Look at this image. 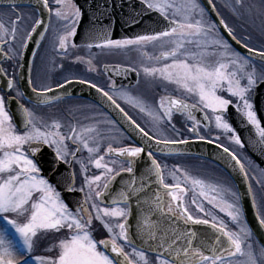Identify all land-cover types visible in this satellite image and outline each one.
<instances>
[{
  "label": "snow or ice",
  "instance_id": "6c2138e0",
  "mask_svg": "<svg viewBox=\"0 0 264 264\" xmlns=\"http://www.w3.org/2000/svg\"><path fill=\"white\" fill-rule=\"evenodd\" d=\"M42 3L43 7L49 9V13L52 14L53 9L49 7V0H42ZM55 3L58 7L54 10V15L58 20L63 21L64 29L57 37V50L67 54L69 44L73 48L77 47L73 38L77 34L81 10L74 0H55ZM142 3L148 9L158 12L167 21L168 26L164 30L117 40L111 39L106 34V29L101 27L100 30L88 34L85 46L88 49L93 47L126 49L134 46L143 48L158 43L161 48L159 55L149 56L147 52H142V55L149 61H154V64H142L139 70L136 67L124 68L123 71L136 72L137 75L142 71L145 77L162 79L177 85L187 93L198 96L202 108L210 110L213 114L216 128L231 133V139L243 147L240 136L224 117L228 108L234 105L237 112L255 129L258 137L255 144L264 152V125L258 118L253 103L250 102V93L257 81L264 82V71L258 73L248 57L231 49L228 42L219 35L216 24L205 21L206 10L201 7L198 0H142ZM207 3L213 4V0H207ZM236 4L243 6V0H236ZM12 7L16 5L13 3ZM197 16L200 18L197 19ZM21 20L22 17L18 15L15 20H10L8 23L0 21V50L2 46L8 45L7 52L2 53L5 59H14L11 55L14 52L11 45L17 38ZM219 23L239 44L240 40L225 21L221 19ZM43 24L41 19L35 21L31 31L22 41L23 48L27 47L32 34ZM188 45H194L199 51H193L187 47ZM209 47L212 48L211 52L207 51ZM244 47L250 53L254 51L247 44ZM209 55L217 56L215 63L207 62ZM259 56L264 61V51H261ZM76 59L92 64L90 59L87 61L82 57ZM90 70L94 69L90 68ZM0 75L7 76V73L0 69ZM72 82L65 79V83L58 84V87L64 88L66 84ZM28 83L32 85V80L29 79ZM79 83L88 84L96 89L119 109L129 124L143 137L147 148L113 147L109 144L105 155L94 157L93 154L100 150L99 132L94 126L78 129L72 125L69 134L65 135L58 120H53L51 123L39 120L32 110L19 104L23 116V127H19L7 107L8 101L4 95H0V264H264V244L257 248L249 242L251 231L244 222L239 194L230 188L205 185L202 180L189 176L179 167L170 173L175 183H166L161 165L151 150L153 142L156 145L168 146L186 144L188 141L162 139L150 134L117 103L114 97L138 107L142 113H146L151 118L156 128L165 121L172 122L173 109L177 111L190 107L194 109L195 104L190 106L181 99L165 96L159 102V109L154 111L128 91H115V84L111 85L113 91L110 93L91 81L80 80ZM6 87L9 91L15 89L16 80L7 79ZM32 91L36 94L37 103H47L44 94L53 89L49 87L41 91L33 86ZM222 92H227L228 97L221 95ZM16 95L23 96V93L17 90ZM187 119L194 121L188 131L196 133V126L200 121L196 120L191 111L187 113ZM207 119L206 115L205 120ZM199 138L205 139L203 136ZM68 141L77 145L75 150L69 148ZM80 145L89 153V162L94 164L96 169L103 171L99 175L88 176L86 166L80 161L81 171L85 176L84 184L79 191L85 193L86 188L87 192L83 200L72 208L47 179L38 175L41 172L38 157L43 151L42 146H47L53 149L57 161L70 163L68 156L76 160L77 153L81 151ZM218 146L235 161V165L247 178L248 172L241 159L229 148ZM145 152L151 163L139 178L138 184L133 169V158H139ZM105 156L121 158L120 170L117 171L114 166L110 167L109 163L105 162ZM111 163L115 165L117 161L112 160ZM122 173L130 174L132 179L126 182L110 201L105 202L113 181ZM176 173H181L183 179L181 180ZM152 176L156 178V183L167 193L170 200H165L160 192H157L154 201L141 198L144 191L143 181ZM189 182L193 187H199L200 195L208 199L214 207L219 208L220 212L225 213L236 225L237 230H230L223 220L210 222L207 219H194L184 204L187 188L182 187V183ZM74 183L73 174L72 182L66 185V190L76 191ZM257 183L260 184L261 180L257 179ZM251 192L249 187V194ZM209 193L214 195L209 196ZM133 197L137 198L140 206H148L138 219L137 235L143 242L140 247H137L129 234L128 218L132 214L129 204ZM192 202L196 203L195 199ZM197 207L200 211H204L202 206L197 205ZM253 207H257L254 197ZM261 209H264V205H261L257 212L259 222L264 226V211ZM176 212H179L186 223L210 225L218 233L215 237V246L210 247L202 239L198 241L195 232H173L171 237L167 234L158 236L160 229L153 215L159 213L161 216H167ZM216 219L213 217V221ZM94 220L102 224L108 238L100 240L94 238L92 234ZM46 233L59 235L52 247L47 248L45 254H34L37 242ZM221 237L225 239L222 240ZM180 240L184 243L177 247V242ZM121 241L123 243H120ZM126 248H131V252H127ZM149 253H155V258L150 259Z\"/></svg>",
  "mask_w": 264,
  "mask_h": 264
},
{
  "label": "water",
  "instance_id": "95a60500",
  "mask_svg": "<svg viewBox=\"0 0 264 264\" xmlns=\"http://www.w3.org/2000/svg\"><path fill=\"white\" fill-rule=\"evenodd\" d=\"M75 1L83 13L74 39L76 44H85L88 34L92 31L100 30L101 27L106 29V34L110 36L111 39L119 40L134 38L139 34H153L156 31L164 30L168 26L167 21H165L158 12L148 9L146 5L138 0ZM199 1L216 24L220 35L228 42L233 50L241 53L245 57L264 63L259 56V52L253 51L250 53L246 47L241 43L238 44L236 40H233L232 37L228 35V32L220 25L218 16L214 12L212 6L207 3V0ZM13 3L16 6L35 7L38 10V19L44 22V24L37 28L36 32L32 34L31 39L28 40L27 47L24 48L22 52L18 71V86L23 96L36 104H48L67 97H78L89 100L106 112L132 143L136 146H144L147 148V145L144 144L143 137L129 124L119 109L113 106L100 92H97L96 89L87 84L73 81L71 84H66L64 88H52L53 91L44 94V99L48 101L47 103L36 102V94L33 93L32 87L28 83L29 68L32 54L40 42L43 36L42 34H44L47 26L48 10L43 7L41 0H0V7H12ZM104 71L115 81V89L120 86L132 87L135 84L137 77L135 72H125L119 67H105ZM122 77L129 80V82H123L124 80H121ZM0 82H2L1 75ZM7 101V107L13 115L14 121L19 127H23V116L18 106L19 103L14 99H8ZM253 105L254 110L258 114V118L261 120L262 125H264V82H259L253 90ZM196 112L197 111L194 113ZM193 116L195 117L194 114ZM227 117L236 133L240 136L246 152L254 162L264 170V152L255 144V140H257L258 137L256 136L254 128L249 125L246 119L240 113L236 112L233 107L228 108ZM42 149L43 151L38 157L39 166L41 168L40 176L47 179L56 190L61 193V198L70 207L75 208L77 203L82 200V196L79 193L66 190V185L72 182L73 174L71 165H66L61 161H57L55 154L47 146H42ZM157 149H160V151H157ZM151 150L154 155L160 156L200 157L220 167L229 176L240 196V206L243 210L244 221L250 229L252 236L259 245L264 244V227L258 222L259 219L253 207V201L251 194H249L246 178L240 172L239 167L235 165V161H233L227 153L223 152L222 147L214 143H209L208 141L191 140L186 144L168 146L156 145L153 142ZM150 163L147 152L134 161L133 169L138 184L139 178L145 173ZM131 179L132 176L128 173H122L117 176L108 191L107 197H105V202L110 201L125 183ZM143 183L144 191L141 194V198L154 201L155 195L162 189L161 186L156 183V178L154 176L145 179ZM129 207L132 209V214L128 218L129 234L135 241L137 247H140L143 242L137 235L138 219L148 206H140L137 202V198L133 197ZM153 219L159 225L160 231L158 232V236L167 234L171 237L173 232H195L198 241L202 239L205 240L210 247L215 246V237L218 233L208 225L186 223L172 214L161 216L159 213H155ZM221 239L223 240L225 238L221 237ZM183 243L184 241L180 240L177 242L176 246L180 247Z\"/></svg>",
  "mask_w": 264,
  "mask_h": 264
},
{
  "label": "flooded vegetation",
  "instance_id": "af4514ba",
  "mask_svg": "<svg viewBox=\"0 0 264 264\" xmlns=\"http://www.w3.org/2000/svg\"><path fill=\"white\" fill-rule=\"evenodd\" d=\"M90 1L91 0H83V2H90ZM74 2L77 5L75 0ZM211 5L212 7L213 5L215 6L214 9L215 12L222 20H224L221 16V10L223 9L221 7L222 4L218 0H213V4ZM49 7L53 9V13L50 14L48 9L47 28L44 32L42 39L40 40L39 44L34 50L35 55L33 53L30 62V69H29V78L32 80L31 87L35 86L38 90L43 91V89L45 88L57 87L58 84H64L65 79H68L75 82H79L80 80L91 81L92 83H95L101 88H103L105 91H109L111 93L113 91L111 85L114 84V81L106 75V73L103 71V67L105 66H118L122 68L136 67L138 69V67L141 68L142 64L151 65L155 63L154 61H149L147 57H144L142 55V52H147L149 56H156L159 55L161 51L160 45L158 43L149 44L147 46H144L143 48H137L134 46L126 49H106V48L102 49L96 47H93L92 49H88L85 45H77V44H76L77 47L73 48L71 44H69L67 54L62 53L57 50V45H58L57 37L60 34H62L64 31L63 21L58 20L57 17L54 15V10L58 7L55 3V0H49ZM225 9L229 10L226 6ZM18 15L22 17V20L19 24V31L17 33V38L11 45L14 49V52L11 53V55L14 56V59L11 60L5 59L4 55L2 54L3 52H7L8 45L2 46V50H0V69L5 70L7 73V76H4V78L2 77L4 83L2 84V88H0V95H4L5 99L7 98L16 99L20 104H23L25 107H28L30 110L31 109L38 111L43 109L46 110V114L48 115L47 116L48 118L42 121L51 123L53 120H58L62 125L61 131L65 135L69 134L70 127L72 125H75L78 129L82 127L94 126L99 132L98 141L100 144V150L98 153L93 154V156L95 157L96 155H105V151L108 145L110 144V136L107 131L108 127L113 126L115 129L117 128V130H119L120 132L121 130L109 118V116L97 105L86 99L76 98V97L62 98L47 105H38L28 101L23 96L16 95L17 90H19L17 80H18V71L20 66L21 55L23 51L22 41L27 36V33L31 31L32 26L35 24V21L38 19V12L34 7H30V6L0 8V21H3L5 23H8L10 20H15ZM81 15H82V11H81ZM196 18L199 19L200 17L197 16ZM204 19L205 21L213 23L206 12L204 15ZM187 47L191 48L193 51H199V49H196L194 45H188ZM207 51L211 52L212 48L209 47ZM76 57H82L85 61L90 59L92 61V64L89 65L86 62L78 61ZM216 59L217 56L215 55L207 56L208 63H215ZM168 62L170 63L171 61L169 60ZM90 68L94 70H90ZM140 77H141V72L139 71L136 84L133 87L130 88L120 87L118 89H115V91L125 90L131 92L138 86ZM10 78L16 80V88L11 91H9L6 87V81L7 79ZM43 79H45L46 81H42ZM38 80L41 82H38ZM121 80L123 81L125 80V78L122 77ZM39 83H44V84H39ZM171 86L172 87H167L166 89L162 88L161 86L155 87V92L146 93V95H142L140 99L144 101V103L148 107H150L154 111H157L159 109V102L162 97L169 96L173 98H178L183 100L185 103H187L190 106L195 104L196 108L199 111H202L204 116L203 118L201 116L200 123L196 126L197 132L192 133L189 132L188 129L193 126L194 121L187 119V113L189 110L192 112L193 115L195 111H193V109L191 108L180 111L173 109L172 122L168 123L167 121H165L164 123L161 124L162 128L165 129V131H167L170 134L171 137L169 139H177V140L183 139L187 141L201 140L199 137L203 136L205 137L203 141L212 140L213 143L217 145H223L224 147L229 148V150L235 153L241 159L242 162H243V158L249 161L247 155L243 150V147L236 144L231 139L232 134L224 132L222 129L216 128L213 114L211 113L210 110L202 108V105H200L198 102V96L187 93L182 88L179 87L176 88L173 85ZM220 94L224 95L226 98L228 97V93L222 92ZM114 98L116 99L117 103L137 123H139L142 127H144L145 130L150 132L148 127L145 125L146 123L143 121L144 119L140 117L141 115L139 109L133 107L129 103H126L125 100L123 99H120L118 97H114ZM250 102H252V92L250 93ZM232 107L235 108L234 105H232ZM50 113L53 114V118L49 116ZM206 115L208 117L207 120H205ZM224 117L228 121L226 114H224ZM205 125H207V127H205ZM92 135L95 136L96 133H92ZM217 137H219V139H216ZM115 142H118L119 145H115L114 144ZM68 145L71 150H75L77 146L73 144L72 141H68ZM111 145L113 147L134 146V145H130L126 141V139L124 141L122 140L117 141L116 139L114 140L111 139ZM79 147L81 151L77 153L76 160H72L73 161L72 170L75 177L74 187L76 189V191L74 192L84 196V194L87 192V189L85 188V193H81L79 191V189L84 184V176H85V173L81 171L80 161H82L83 164L86 166L87 168L86 174L88 176L99 175L103 171V169H96L94 164L89 162V153L87 152V150L83 149L82 145H80ZM231 149H236V150L233 151ZM70 158L71 156L67 158L68 161L70 160ZM155 158L161 165L165 177V182L170 184L175 183L173 176L170 174L171 167H169L168 165L170 164L174 168L178 166L174 164V162L171 159H163L160 157H155ZM120 159L121 158L116 159L117 163L115 165H113L109 161H105V162L109 163L110 167L114 166L117 170V168L120 167ZM204 162H207L213 167L219 169L217 166L213 165L212 163L206 160ZM64 163L70 164L66 162ZM126 166L127 165H125V167ZM176 175L180 176L181 180L183 179L181 173H176ZM188 175L193 178L202 180L204 184L207 185L204 179L199 178L198 176L197 178L191 174ZM247 181H249L251 185L249 176L247 177ZM230 184L232 186V190L236 192L233 184L231 182ZM263 186L260 190L262 194H263ZM182 187L187 188V192L186 194H184V204L188 208L190 214L194 217V219H204L205 206H206L207 209H209L208 211L212 212L211 215L217 218L216 221L208 219L210 222H218L219 220H223L230 230L233 231L237 230L236 225L231 222L230 218L227 217L225 213L220 212L219 208L214 207V205L213 206L209 205L210 203L208 201H204V197L200 195L201 189L199 187H193V185L190 182L187 184L182 183ZM251 190H252V186H251ZM252 195L255 198V195L253 193ZM193 199H195L196 203L192 202ZM166 200H170V197H167ZM256 204H257V200H256ZM197 205L202 206L204 211L203 212L200 211ZM101 206L104 205L101 204ZM191 207L192 209H190ZM258 208H260L259 204H257L256 207L257 212H258ZM193 210H196L200 213L195 214ZM172 215L181 218L179 212H176ZM92 234L94 238L97 240L108 238V234L104 230L102 224L95 220L93 221ZM249 242L256 245L257 248L259 247L252 237ZM120 243L123 242L121 241ZM126 251L131 252V248H126ZM149 258L154 259L155 255L149 254Z\"/></svg>",
  "mask_w": 264,
  "mask_h": 264
},
{
  "label": "rangeland",
  "instance_id": "374dc122",
  "mask_svg": "<svg viewBox=\"0 0 264 264\" xmlns=\"http://www.w3.org/2000/svg\"><path fill=\"white\" fill-rule=\"evenodd\" d=\"M222 4L221 16L224 19L225 23L231 28L240 43L243 45L247 44L248 47H251L256 52L264 51V0H243V6L237 5L236 0H218ZM225 6L229 9L226 10ZM235 51V50H234ZM250 60V59H249ZM250 63L254 65L257 69V72L264 71V65L250 60ZM140 67H138V70ZM141 72L140 81L138 86L129 92L131 95L135 97H142V95H146V93H153L155 92V87L161 86L162 88L166 89L167 87H174L178 88L177 85L168 83L162 79H152L145 77L144 73ZM36 81V80H35ZM42 81H46L43 79ZM260 81V80H258ZM257 81V82H258ZM38 82H41L38 80ZM246 83V81H243ZM44 84V83H39ZM171 84V85H170ZM46 86V84H45ZM118 92V91H117ZM227 93V92H224ZM119 98V97H118ZM144 102V101H143ZM139 109L138 107H136ZM36 117L39 120L47 119L48 115L46 114V110H33L31 109ZM140 117L143 118L145 125L150 130V134L157 135L159 138H170V134L165 131L160 125L159 128H156L151 118L146 114L140 111ZM53 118V114H49ZM108 133L110 136V144L111 139H116L117 141L125 140L123 134L115 129L113 126L108 127ZM115 145H119L118 142L114 143ZM239 149V148H238ZM235 151L236 149H231ZM171 160L176 164L183 172H187L188 174L194 175L195 177H199L205 180L207 185H217L224 188H230L232 190V186L228 180V178L220 172L218 169L213 167L212 165L208 164L207 162L201 161V159L193 158V157H174ZM243 163L245 164V169L248 172V176L250 177L251 186H252V193L255 195L257 200V204L259 206L264 205V196L261 193V188L264 184V178L262 172L255 164H251L247 159L243 158ZM168 165V164H167ZM170 171L173 172L175 170L170 164L168 165ZM173 169V170H172ZM197 177V178H198ZM255 177L256 179H253ZM257 179L261 180V183H257ZM255 188V189H254ZM234 191V190H232ZM214 195V193H209V196ZM204 201H208L205 199ZM206 204V203H205ZM209 205H212L210 203ZM207 207L205 206V213L204 219L213 220L211 215L212 212L208 211ZM264 211V209H261ZM59 234H43L40 240L37 242V246L35 248L34 254L42 255L46 253L47 248L52 247L53 243L56 242V237ZM256 246V245H255Z\"/></svg>",
  "mask_w": 264,
  "mask_h": 264
},
{
  "label": "bare ground",
  "instance_id": "6f19581e",
  "mask_svg": "<svg viewBox=\"0 0 264 264\" xmlns=\"http://www.w3.org/2000/svg\"><path fill=\"white\" fill-rule=\"evenodd\" d=\"M211 5V4H210ZM212 6V5H211ZM213 8V7H212ZM214 12H215V10H214ZM216 13V12H215ZM216 15H217V13H216ZM218 16V15H217ZM218 18H219V20H221V18L218 16ZM221 25V24H220ZM222 27H223V25H221ZM224 28V27H223ZM225 31L227 32V30L225 29ZM46 108V107H45ZM47 109V108H46ZM191 109H193V108H191ZM44 110V109H43ZM193 111H197L196 113H194V115H195V118H196V120H198V121H200L201 120V111H199V110H196V109H193ZM188 112H189V110H188ZM195 141H201V140H195ZM130 145H134V143H129ZM68 157H70V156H68ZM116 159H118L117 157H115V156H105V161H109V162H111L112 160H116ZM134 159V161L137 159V158H133ZM73 159H72V157L70 158V165H71V167H72V161ZM120 170V167H118L117 168V171H119ZM246 182H247V187H248V190H249V187H251V185H250V182L249 181H247L246 180ZM255 189V188H254ZM160 193L161 194H163L164 195V198H165V200L167 199V193L163 190V189H161L160 190ZM107 197V196H106ZM83 198H84V196H82V200H83ZM256 199V198H255ZM103 205V204H102ZM190 209H192V207L190 208ZM166 211V210H165ZM194 211V213L195 214H198V213H200V212H198V211H196V210H193ZM258 216V215H257ZM179 218V217H178ZM181 219V218H180ZM183 221H185L184 219H182ZM258 222H259V220H258ZM187 223H192V222H187ZM195 224V223H194ZM259 224H260V222H259ZM205 225V224H204ZM210 226V225H209ZM264 227V226H263ZM149 254H152V253H149ZM152 255H155V254H152Z\"/></svg>",
  "mask_w": 264,
  "mask_h": 264
}]
</instances>
